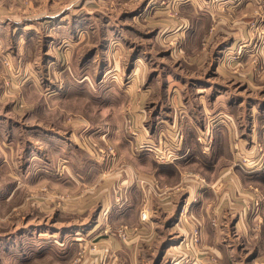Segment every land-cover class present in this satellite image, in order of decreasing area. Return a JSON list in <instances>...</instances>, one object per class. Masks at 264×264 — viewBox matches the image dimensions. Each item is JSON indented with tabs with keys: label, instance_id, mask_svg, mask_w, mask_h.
<instances>
[{
	"label": "rangeland",
	"instance_id": "1",
	"mask_svg": "<svg viewBox=\"0 0 264 264\" xmlns=\"http://www.w3.org/2000/svg\"><path fill=\"white\" fill-rule=\"evenodd\" d=\"M221 1L206 4L235 19ZM252 2L247 36L228 46L177 1L0 0V264H264V17ZM76 143L108 165L101 183L42 173ZM124 163L139 169L132 209L118 203Z\"/></svg>",
	"mask_w": 264,
	"mask_h": 264
},
{
	"label": "crops",
	"instance_id": "2",
	"mask_svg": "<svg viewBox=\"0 0 264 264\" xmlns=\"http://www.w3.org/2000/svg\"><path fill=\"white\" fill-rule=\"evenodd\" d=\"M166 1L168 2L169 0H166ZM170 1L172 2L177 1L178 8L182 10L184 17H187V16L190 17L191 15V18H196L198 20V22L201 24L200 26L201 29L199 32L200 36L202 35L204 37H207L212 42L217 41L219 44L228 45V46L235 45L239 39L245 38L247 36V27H245V22L250 19H253V15H254V18L256 17V15L253 14V8L257 7V5H255L254 3L255 1L252 2L253 0H250L251 2L244 1V3L241 2L242 0L240 1L241 3L240 2L236 3L235 0H222L220 3L222 7H226L227 9H229V11H235V19L232 18L231 21L228 18H230L233 15L227 17L223 11L218 10L219 7L218 8L216 7V9L212 10L211 6H208L206 4L207 0H205V3L203 2V0H196L197 2H195V0H170ZM259 3H262V4L261 6H259L257 10H259V12H262L261 14L264 17V0H261V1L259 0ZM213 22L215 24H213ZM211 24H213V28L210 30L209 27ZM80 136L81 134L79 135L78 133L77 137L80 138ZM217 136L219 135H216V137ZM251 136H252V133H251ZM188 138L190 137L188 136ZM77 142H78V139H77ZM191 142H192L191 139H188V140L186 139L184 145L183 144L181 145L179 152L174 157L176 161L172 165L177 166V167L179 166L180 169L184 168V166L181 164H185L187 162L188 157H189V152L193 148H195V147L191 148ZM252 142H253V139H252ZM234 143H236L235 145H238L239 142L236 141ZM193 144L194 143L192 142V145ZM51 145H54L55 148ZM75 145H76L74 146L75 148H72V147L64 148L63 155L58 156V158L56 159L57 160L56 163H54L55 161L53 159H52L53 163L51 164H49L48 161H45L44 171L46 172H42V173H44L46 177H49V176L53 177L57 175L56 180L60 179L61 177L62 178L66 177L67 175H71L72 185H82V184L84 185L85 183H91V182L93 183V182H97L98 180H100L99 182L101 183L102 181L101 178L103 179V172L108 167V165L102 164V161H100L99 159L97 161L93 157L88 155L80 147L78 143H76ZM195 145L197 144L195 143ZM240 145L242 146L241 143ZM48 146L60 152V148H56L54 142H50ZM242 152L245 153L247 152V150H242ZM207 154L208 153H205L204 156L200 154L195 155V156L199 160H205L206 158H208ZM210 154L211 153H209V155ZM202 157L204 159H202ZM136 159L144 160V157L142 158V156H140V157H136ZM250 160L251 159L249 158L248 162H250ZM59 162L62 163V168H63L62 174L58 173L59 172L58 170ZM153 162L155 161H152V163ZM105 165H106V168H105ZM156 165H158V163H156ZM124 166L121 167V169L127 176V179H126L127 183L125 184V187L123 189V195L120 201H118V203H120L119 207L122 209L123 208L132 209L134 203H132L133 202L132 195H131L132 191L128 187L130 186L128 184H131V183H128V180L131 179L130 181L133 182L132 175H135V171L136 170L139 171V169L137 167H133L131 164L124 163ZM54 168L56 171V174L54 173L55 175L53 173H49V172H52ZM239 182L240 181L238 180L237 182L238 186L233 184L234 187L230 188V190H232L231 193L233 194V198L235 202H237L235 203L236 206L239 204V199L237 196L234 195L236 191L235 189L238 187L239 188L238 190L240 193V189L242 190V188H245L244 185L239 186ZM105 190L107 191L104 192V195H105L104 201H103L104 205L102 203L103 209L106 211L112 212L113 205L116 202V198H114L115 191H112L110 187ZM205 196H207V194ZM220 201L223 202L222 199H220ZM115 210H120V209L116 208Z\"/></svg>",
	"mask_w": 264,
	"mask_h": 264
},
{
	"label": "built area",
	"instance_id": "3",
	"mask_svg": "<svg viewBox=\"0 0 264 264\" xmlns=\"http://www.w3.org/2000/svg\"><path fill=\"white\" fill-rule=\"evenodd\" d=\"M238 52H241V49L239 48L238 49ZM177 135H178V133H177ZM199 139L200 140H202V137L201 136H199ZM143 145H140V147H142ZM152 148H154L155 150H157V152H158V154L160 155L159 157H165V155H163V153H164V151L163 150H161V148L159 149V148H157V147H153V146H151ZM110 149V151H108V156L110 155V154H112V155H116L115 153H114V151L113 150H111V148H109ZM166 150H168L167 152H165V154L166 155H168V154H170V150L167 148ZM171 155V154H170ZM158 156V155H157ZM58 173H61L62 174V172L61 171H59ZM140 215H141V218L142 219H145L146 217H147V213H146V211L145 210H142L141 212H140ZM119 234L122 236V238H126L127 237V235H126V231L125 230H123V228H120L119 229Z\"/></svg>",
	"mask_w": 264,
	"mask_h": 264
}]
</instances>
